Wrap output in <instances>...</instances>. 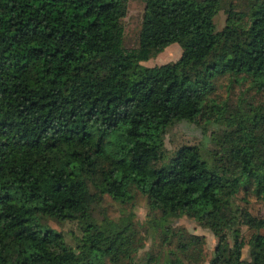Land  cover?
<instances>
[{
	"label": "trees",
	"instance_id": "16d2710c",
	"mask_svg": "<svg viewBox=\"0 0 264 264\" xmlns=\"http://www.w3.org/2000/svg\"><path fill=\"white\" fill-rule=\"evenodd\" d=\"M127 4L0 0V264H198L202 237L181 217L217 238L207 264H264V217L236 202L264 201V0H144L132 48ZM172 42L178 58L142 63ZM219 76L241 86L234 101L213 95ZM180 120L208 145L167 150ZM104 194L146 198L163 256L138 258L132 211L94 212ZM41 213L77 220V249Z\"/></svg>",
	"mask_w": 264,
	"mask_h": 264
},
{
	"label": "rangeland",
	"instance_id": "374dc122",
	"mask_svg": "<svg viewBox=\"0 0 264 264\" xmlns=\"http://www.w3.org/2000/svg\"><path fill=\"white\" fill-rule=\"evenodd\" d=\"M143 6L144 0H128L127 11L125 16L122 18L123 46L125 48H132L137 45ZM225 20L226 12L224 8H221L214 17L216 28L220 29L224 25ZM180 54V45L178 42H172L158 54L142 61V63L145 65L163 63L178 58ZM215 81L216 89L213 95H216L219 98L229 97V99L234 101L241 86L234 84L233 87L229 89L227 86L228 79L226 76H219ZM209 127L212 128L214 125L211 124ZM208 135V132L203 131V129H201L198 125L186 120H180L168 128L164 138V144L166 149L169 151L174 150L181 144H196L202 147V145H208ZM242 196H244V194L240 191L236 199L238 205L247 208L253 215L264 217V201L261 198H257L253 195H245V197ZM92 208H94V212L100 216L110 215L113 217H118L123 211H127L128 213L132 211L134 221L133 229L135 235L141 238L142 243H144V245L139 248L137 254L138 258L142 259L147 255L154 257H157V255H164V251L166 249L162 247V236L159 234L158 229L153 230L150 227L148 219L151 217L152 211L149 210L146 198L143 195L137 194L135 200L132 202H123L121 204L109 195L104 194L100 200L92 204ZM39 217L43 223L61 231L66 243L72 248L77 249L78 245L82 242V230L79 227L77 220H61L43 213L39 214ZM176 224L184 227L196 235H201L202 240L200 245L196 244V246L192 248L196 251L199 250L200 252V260L198 264H207L212 257L217 244V238L214 234L208 228L202 227L193 220L185 217L177 219ZM253 230V228L248 227L247 225H241L239 231L240 236L247 240ZM227 240V243L231 246L233 244V235H229ZM83 249L85 250L86 247L84 246ZM190 250L191 248L188 251H185L186 253H181L179 251L178 254L184 260H187L189 258L187 255ZM242 257L249 258V245L247 243H245L242 248ZM105 261L108 264H111L107 257L105 258Z\"/></svg>",
	"mask_w": 264,
	"mask_h": 264
}]
</instances>
